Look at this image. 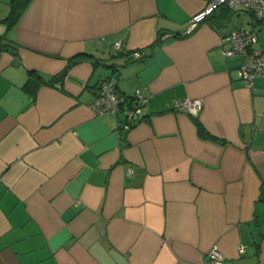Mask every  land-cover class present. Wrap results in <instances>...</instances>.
I'll use <instances>...</instances> for the list:
<instances>
[{"label":"crops","instance_id":"1","mask_svg":"<svg viewBox=\"0 0 264 264\" xmlns=\"http://www.w3.org/2000/svg\"><path fill=\"white\" fill-rule=\"evenodd\" d=\"M210 1L28 0L8 28L0 0V264H203L213 245L224 264H264V79L248 87L222 54L236 27L264 48V25L217 7L185 33ZM77 54L92 59L22 88ZM109 77L148 96L129 130L89 107Z\"/></svg>","mask_w":264,"mask_h":264},{"label":"built area","instance_id":"2","mask_svg":"<svg viewBox=\"0 0 264 264\" xmlns=\"http://www.w3.org/2000/svg\"><path fill=\"white\" fill-rule=\"evenodd\" d=\"M220 5H225L232 10H246L259 24L264 25V0H211L202 11L192 15L184 32L189 33L198 22ZM223 39L226 43L222 49L223 56L240 58L237 67L238 76L248 87H253L257 79H264V48L259 50L255 48V44L258 43V35L254 30L236 27L231 29ZM112 48L120 50L121 42H113ZM129 56L140 58L141 52L136 49L131 51ZM147 101L148 96L144 94L143 88H136L130 95L118 93L115 79L109 77L99 81L95 97L89 107L97 115L123 114L120 126L123 130H129L141 118L142 109ZM174 106L183 107L194 116L201 108V101L200 99L185 98L181 101L175 100ZM237 250L242 253L244 246L239 244ZM223 261V253L217 245H213L208 250L203 264H224Z\"/></svg>","mask_w":264,"mask_h":264},{"label":"trees","instance_id":"3","mask_svg":"<svg viewBox=\"0 0 264 264\" xmlns=\"http://www.w3.org/2000/svg\"><path fill=\"white\" fill-rule=\"evenodd\" d=\"M27 3H28V0H10V10H9L8 15L5 18V23L8 28L12 27L17 22L23 10L25 9ZM219 7L223 8V10H226L224 11L225 14L226 13L228 14L230 10H232L225 5H220L218 6V8ZM252 18L254 21H256L253 15H252ZM160 42H161V35L159 34L157 35V38L149 45V48L154 49L160 44ZM10 50L14 55H17V51L14 46H11ZM84 59H92V56L86 55V54H77L75 56H72L68 58V63L64 70H62L61 72L57 74L51 75L48 78H44L38 72H36V70L29 69L27 70V79L25 83L22 85V88L33 97L35 95L37 88L41 84L56 85L57 83H60L63 77L66 75L68 67ZM193 118L195 120V123L197 125L199 132L204 133L203 127L195 119V117Z\"/></svg>","mask_w":264,"mask_h":264},{"label":"rangeland","instance_id":"4","mask_svg":"<svg viewBox=\"0 0 264 264\" xmlns=\"http://www.w3.org/2000/svg\"><path fill=\"white\" fill-rule=\"evenodd\" d=\"M245 26L250 27V25L248 23H246ZM259 38H260V41L264 40V30H262V29L259 30Z\"/></svg>","mask_w":264,"mask_h":264}]
</instances>
